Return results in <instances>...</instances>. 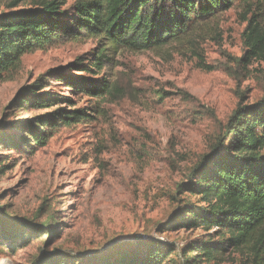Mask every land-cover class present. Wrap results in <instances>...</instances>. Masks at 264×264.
I'll return each instance as SVG.
<instances>
[{
  "label": "rangeland",
  "instance_id": "374dc122",
  "mask_svg": "<svg viewBox=\"0 0 264 264\" xmlns=\"http://www.w3.org/2000/svg\"><path fill=\"white\" fill-rule=\"evenodd\" d=\"M33 1L0 0V15L29 10ZM65 1L71 14L75 0ZM253 15L264 24V0L236 4L185 45L132 52L83 36L25 55L0 82V261L117 264L156 244L162 264H255L244 250L215 259L191 254L199 243L223 247L219 229L172 228L185 204L204 206L184 188L196 182L235 111L264 97V61H242ZM101 54L98 74L67 69L88 67ZM62 73L106 81L113 91L96 104L60 83ZM36 85L44 90L32 94ZM43 93L57 105L26 104ZM67 99L96 111L88 112L94 119L59 128L39 148L30 136L42 130L38 119L70 109Z\"/></svg>",
  "mask_w": 264,
  "mask_h": 264
},
{
  "label": "trees",
  "instance_id": "16d2710c",
  "mask_svg": "<svg viewBox=\"0 0 264 264\" xmlns=\"http://www.w3.org/2000/svg\"><path fill=\"white\" fill-rule=\"evenodd\" d=\"M248 2L250 0H75L70 14L63 10L65 0H34L29 10L0 15V82L20 68L25 55L68 38H101L113 47L132 52L189 44L194 35L208 33L207 28L218 16L238 3ZM246 20L248 25L243 34L246 51L242 61L248 66L252 61H264V24L256 15ZM105 57L101 54L88 67L76 63L67 69L98 74L105 65ZM56 79L66 83L77 95L95 98L96 104L103 103L114 87L106 81L92 82L83 76L66 77L63 73ZM39 88L34 86L31 93L44 90ZM46 96L47 93L32 95L33 98L25 102L41 109L55 107L56 100ZM66 101L70 109L56 108L38 119L42 130L35 129L30 136L39 148L45 147L59 128L94 119L88 112L95 114L96 111L75 109L70 99ZM228 133L231 136L225 145L223 139ZM196 179V182L189 180L184 189L201 197L204 206L195 208L185 204L172 228L207 232L219 229L221 236L227 238L223 247L196 244L191 254L197 250L204 257L215 259L219 251L244 250L253 263L264 264V97L235 111L227 132L199 166ZM48 260L50 264H68L58 262L57 257ZM77 263L86 264L82 259ZM162 263L163 252L159 245L150 244L144 255L124 254L117 264Z\"/></svg>",
  "mask_w": 264,
  "mask_h": 264
},
{
  "label": "bare ground",
  "instance_id": "6f19581e",
  "mask_svg": "<svg viewBox=\"0 0 264 264\" xmlns=\"http://www.w3.org/2000/svg\"><path fill=\"white\" fill-rule=\"evenodd\" d=\"M0 264H8L6 261H0Z\"/></svg>",
  "mask_w": 264,
  "mask_h": 264
}]
</instances>
